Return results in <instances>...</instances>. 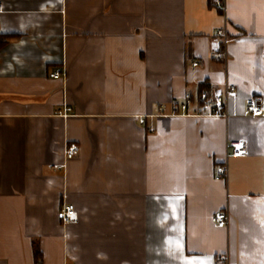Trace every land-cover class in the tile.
Instances as JSON below:
<instances>
[{"label": "crops", "instance_id": "obj_1", "mask_svg": "<svg viewBox=\"0 0 264 264\" xmlns=\"http://www.w3.org/2000/svg\"><path fill=\"white\" fill-rule=\"evenodd\" d=\"M0 4V264H264V0Z\"/></svg>", "mask_w": 264, "mask_h": 264}, {"label": "built area", "instance_id": "obj_2", "mask_svg": "<svg viewBox=\"0 0 264 264\" xmlns=\"http://www.w3.org/2000/svg\"><path fill=\"white\" fill-rule=\"evenodd\" d=\"M212 3L218 5L221 9L224 8L221 4V0H212ZM3 11V5L0 4V12ZM217 35L223 38V42L227 43L228 38L223 29L217 30ZM215 57L221 60H226L224 52H218ZM64 72L61 68H56L49 73V78L54 80L62 79ZM229 92H233V87H229ZM196 99L197 102L202 103L204 108L211 113L223 117H228L227 106L225 98L219 92H209L208 89L200 91L197 95L193 96L192 93L186 92L181 99H174L172 101L173 111H188L192 102ZM244 113L247 116L259 117L264 119V102L261 96L254 95L249 97L245 102ZM229 154L232 156H245L247 154V148L244 141H232L228 144ZM79 154V146L75 143H69L65 151V159L67 161L74 159ZM59 168V167H57ZM218 177L226 175V168L219 165L216 168ZM57 217L63 224L68 225L76 221V214L73 205H67L62 208ZM228 220V214L226 212L219 213L211 218V222L216 225H225ZM218 261L224 264H228L226 256H219Z\"/></svg>", "mask_w": 264, "mask_h": 264}, {"label": "trees", "instance_id": "obj_3", "mask_svg": "<svg viewBox=\"0 0 264 264\" xmlns=\"http://www.w3.org/2000/svg\"><path fill=\"white\" fill-rule=\"evenodd\" d=\"M4 42H0V46L3 44ZM33 252H34V257L36 262H38L40 260L41 256V251L39 249V246L36 243H33Z\"/></svg>", "mask_w": 264, "mask_h": 264}, {"label": "rangeland", "instance_id": "obj_4", "mask_svg": "<svg viewBox=\"0 0 264 264\" xmlns=\"http://www.w3.org/2000/svg\"><path fill=\"white\" fill-rule=\"evenodd\" d=\"M69 225V224H68Z\"/></svg>", "mask_w": 264, "mask_h": 264}]
</instances>
